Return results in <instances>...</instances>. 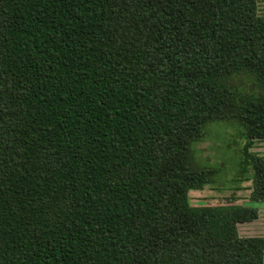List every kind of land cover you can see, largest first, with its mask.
<instances>
[{"label": "trees", "instance_id": "trees-1", "mask_svg": "<svg viewBox=\"0 0 264 264\" xmlns=\"http://www.w3.org/2000/svg\"><path fill=\"white\" fill-rule=\"evenodd\" d=\"M259 1L0 0V264L264 263L257 207L189 196L224 123L264 200Z\"/></svg>", "mask_w": 264, "mask_h": 264}, {"label": "rangeland", "instance_id": "rangeland-1", "mask_svg": "<svg viewBox=\"0 0 264 264\" xmlns=\"http://www.w3.org/2000/svg\"><path fill=\"white\" fill-rule=\"evenodd\" d=\"M258 11L264 15V0L259 1ZM235 125H210L206 137L195 145V159L205 165H220L218 182L206 185L203 189L191 190L189 193L194 206H216L223 204H243L249 207H258L259 202L250 199L253 182L232 183L230 179L237 167L233 161L239 157V149L244 146V140L239 136L240 130ZM237 141V143H236ZM264 155V140L256 141L251 149Z\"/></svg>", "mask_w": 264, "mask_h": 264}, {"label": "crops", "instance_id": "crops-1", "mask_svg": "<svg viewBox=\"0 0 264 264\" xmlns=\"http://www.w3.org/2000/svg\"><path fill=\"white\" fill-rule=\"evenodd\" d=\"M258 202L259 205L257 208L259 209V217L258 219L252 222L240 223L238 225L239 233L241 236H245V237L264 236V200Z\"/></svg>", "mask_w": 264, "mask_h": 264}]
</instances>
